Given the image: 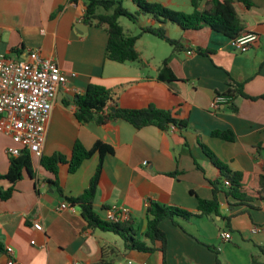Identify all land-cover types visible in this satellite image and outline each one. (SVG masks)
<instances>
[{"label": "crops", "instance_id": "0c3cea01", "mask_svg": "<svg viewBox=\"0 0 264 264\" xmlns=\"http://www.w3.org/2000/svg\"><path fill=\"white\" fill-rule=\"evenodd\" d=\"M147 1L165 7L169 3ZM249 1L247 8L233 0L245 33L257 36L245 53L235 50L231 39L207 27L183 31L176 26L178 36L171 38L167 24V36L182 39L186 51L172 52L169 47L144 54L139 50L143 43L153 50L158 46L151 35L144 34L135 44L139 61L116 63L105 57L106 33L83 22L82 5L70 0H0V58L24 60L37 50L42 57L53 59L67 77L53 103L42 156L59 154L69 160L76 142L91 149L99 141L113 149L103 159L93 202L100 219L105 220L107 209H126L136 238L143 240L149 203L197 213L198 200L213 198L211 183L221 182L202 146L231 171L244 174L246 183L264 175V0ZM187 8L183 13L190 14V3ZM77 25L85 26L80 34ZM136 25L140 29L155 23L141 17ZM196 49L210 54H197ZM164 60L178 79L172 84L157 80ZM229 81L242 84L243 92L256 99L238 97L233 100L235 110L226 105L213 109L215 96L228 90ZM90 84L112 90L123 109L153 105L167 110L174 104L169 93L175 94L183 103L188 126L161 131L153 126L135 129L121 120L81 124L75 118L76 100ZM214 132H230L233 140L214 137ZM15 147L9 136L0 133V175L9 168L7 150ZM30 156L32 177L24 173L14 184L0 181V187L14 188L11 198L0 201V264L10 259L7 247L14 251V264H216L209 247L219 252L223 264L263 259L264 201L243 204L219 192L213 219H177L176 225L168 219L160 222L166 237L165 256L158 250L126 251L116 234L87 228L78 206L59 209L65 199L77 198L88 188L98 153L83 161L75 173L70 174L67 165L59 166L61 193L53 185L54 176L39 166L40 157ZM35 223L41 225L40 231L34 229ZM253 227L262 231L252 233ZM223 232L230 234L228 241L221 239Z\"/></svg>", "mask_w": 264, "mask_h": 264}, {"label": "trees", "instance_id": "16d2710c", "mask_svg": "<svg viewBox=\"0 0 264 264\" xmlns=\"http://www.w3.org/2000/svg\"><path fill=\"white\" fill-rule=\"evenodd\" d=\"M74 4H80L84 8L83 22L87 26L102 29L107 35L105 57L107 60L116 63H127L139 61L140 55L135 48L137 40L144 34L151 35L165 42L172 52L186 51L182 39L174 40L167 36L165 25L174 24L183 31H199L209 28L212 31L223 34L231 40L246 34L239 16L233 6V0H189L193 9L190 14L167 9L164 5L147 0H70ZM131 2L136 10L130 12L123 7L124 2ZM245 7H250L249 0H238ZM204 3V8H201ZM141 17H149L155 25L143 26L139 34L129 36L119 24L120 18H125L133 24H137ZM195 53L209 55L208 50L196 49ZM157 80L166 84H172L178 79L164 60L157 71ZM228 90L219 96L228 97L230 102L226 105L229 109L235 110L233 100L238 97L255 100L243 92V85L229 81ZM173 101L171 108L160 110L153 105L143 109L120 108L110 89L98 85H88L84 94L76 100L77 111L75 118L81 124L96 123L103 125L109 121H125L135 129L153 126L161 131H167L170 127L183 130L188 126V116H185L183 103L177 100L176 95L169 93ZM188 114V113H187ZM214 137L232 141L230 132H214ZM205 155L211 164L218 170L221 182H212V200H198L197 213L187 211L176 206H162L157 203H149L146 208V230L143 240L136 238L137 233L132 220L125 223H112L99 218L93 211V202L97 192L99 177L102 170L103 159L106 155L113 154V149L96 142L91 149L84 148L79 142L74 144L69 160L64 156L56 154L51 157H40L39 166L55 178L53 185L61 193L58 186L59 166L67 165L70 174L75 173L82 162L93 154H99V162L89 182L88 188L77 198H67L66 203L71 206H78L80 214L86 223L87 228L98 229L103 232L114 233L119 236L126 251L139 253H153L158 250L165 256L166 237L159 228L161 221L168 219L177 224V219L190 220L195 217L213 219L218 210L217 194L223 192L226 197L232 198L238 203L249 204L254 201H264V175L253 178L252 183H246L245 175L231 171L225 164L206 147H203ZM32 177L31 156L23 151L18 157L9 158V168L4 175H0V181H7L14 184L21 180L23 175ZM228 182L225 186L224 182ZM14 188L0 187V201L11 198ZM215 254L216 264H223L219 260V252L209 247ZM262 261L253 258L250 264H264V252Z\"/></svg>", "mask_w": 264, "mask_h": 264}, {"label": "built area", "instance_id": "2783aa9c", "mask_svg": "<svg viewBox=\"0 0 264 264\" xmlns=\"http://www.w3.org/2000/svg\"><path fill=\"white\" fill-rule=\"evenodd\" d=\"M256 40V34L246 33L232 40V46L238 52L245 53ZM66 81L67 77L58 64L51 58L42 57L37 50L30 51L24 60L0 58V133L9 136L16 145L7 150L9 157H18L23 151L36 157L42 156L53 103ZM229 102L228 97L216 95L211 107L217 109ZM224 184L228 186L227 181ZM67 208H70L67 203L59 207L61 210ZM104 215L105 221L112 223L130 220L126 209H107ZM33 227L37 231L42 229L39 223ZM261 231L260 227L252 228V233ZM220 237L224 241L231 238L225 232ZM13 252L11 247L6 248L10 257L7 264H14Z\"/></svg>", "mask_w": 264, "mask_h": 264}, {"label": "rangeland", "instance_id": "374dc122", "mask_svg": "<svg viewBox=\"0 0 264 264\" xmlns=\"http://www.w3.org/2000/svg\"><path fill=\"white\" fill-rule=\"evenodd\" d=\"M166 3H168V7H166L169 10H173V11H177L179 10V12H188L189 8H187L188 6V0H171L165 1ZM123 7L128 9L130 12H134L136 10L135 6L127 1L123 3ZM119 24L121 25V27H123L127 32V34L129 36H135L139 33V28L136 24H133L131 22H129L127 19L125 18H120L119 19ZM175 25L174 24H169L168 28H169V33H170V37L171 38H176L178 35L175 33L174 29H175ZM150 39H153V41H155V43H157L158 46L154 47L153 49H149V46L146 43H143L142 45L139 46V50L142 53H146L150 50L152 51H156V52H162L163 49L164 51L169 50V46L167 44H165L164 42L160 41V40H155L154 38H152L151 36Z\"/></svg>", "mask_w": 264, "mask_h": 264}, {"label": "water", "instance_id": "95a60500", "mask_svg": "<svg viewBox=\"0 0 264 264\" xmlns=\"http://www.w3.org/2000/svg\"><path fill=\"white\" fill-rule=\"evenodd\" d=\"M80 28L85 29V26H84V25H77V26H76V30H77V32H78L79 34H80V32H79Z\"/></svg>", "mask_w": 264, "mask_h": 264}]
</instances>
